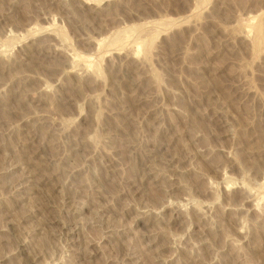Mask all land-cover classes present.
<instances>
[{"label":"rangeland","instance_id":"rangeland-1","mask_svg":"<svg viewBox=\"0 0 264 264\" xmlns=\"http://www.w3.org/2000/svg\"><path fill=\"white\" fill-rule=\"evenodd\" d=\"M0 264H264V0H0Z\"/></svg>","mask_w":264,"mask_h":264},{"label":"bare ground","instance_id":"bare-ground-1","mask_svg":"<svg viewBox=\"0 0 264 264\" xmlns=\"http://www.w3.org/2000/svg\"><path fill=\"white\" fill-rule=\"evenodd\" d=\"M257 28H258V27H257ZM257 28H256V29H257Z\"/></svg>","mask_w":264,"mask_h":264}]
</instances>
